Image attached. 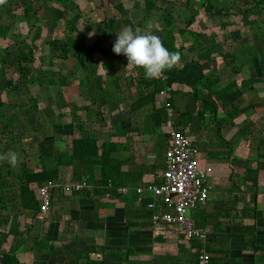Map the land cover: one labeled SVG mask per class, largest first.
<instances>
[{"label":"crops","instance_id":"0c3cea01","mask_svg":"<svg viewBox=\"0 0 264 264\" xmlns=\"http://www.w3.org/2000/svg\"><path fill=\"white\" fill-rule=\"evenodd\" d=\"M186 1L187 4L180 6L183 9L188 6L189 12V8L201 7L205 0ZM215 1L222 5L221 0ZM210 3L215 5L212 0ZM200 17L197 12L195 20ZM205 17L209 19L213 15ZM258 20L264 21L261 12L256 13L250 20L252 26H248L250 32L254 31L251 45L247 38L237 46L239 32L225 30L235 26L236 21L225 24L222 18L217 23L223 26H217L216 22L208 26L203 34L206 39L194 29V37L188 30L184 32L185 40L177 43L183 56L185 47L195 53L188 59L185 57L187 60L196 56L202 58L204 69L216 67L215 78L219 81L199 101L188 94L187 87L173 85L174 91H178L174 94V109L179 112L180 125L195 143L198 137L197 142L204 145L197 149L199 163L212 169L208 177L212 187L208 199L188 214L206 234L204 246L210 254L209 264H264V28H257ZM258 34L260 47L256 44ZM217 37L231 39V47L227 50ZM114 43L115 40L108 41L110 50ZM207 54H210L208 59ZM102 59L100 63L96 60L93 63L98 75L94 87L88 89L79 72V77L63 78L59 88L61 99L56 101L53 97L54 102L49 106L52 113L48 116L42 113L39 118L34 114L33 124L40 122L42 130L31 138L35 147L30 153L27 150V155L31 158V167L38 170L42 161L70 154L71 142L80 134L72 122L73 110L58 111L64 106L62 98L68 97L69 103L83 108L75 115L81 118L85 130L100 144L116 148L110 158L120 167L119 172L127 175L118 179L123 185L103 192L95 190L98 184L71 194L53 191L48 213L41 214L39 210L22 208L18 177H0L4 213L10 215L9 222L0 228L3 234L0 252L14 255L19 264H197L201 242L184 239L168 225H154L153 211L147 208L154 197L148 192L136 191L161 182L167 143L164 128L150 129L149 107L130 111L142 90L122 77L125 70H130L126 69L127 58L120 60V56L113 54ZM117 65L119 69L115 70ZM231 69H238V74H232ZM170 75L180 82L184 80L179 73ZM229 83H234V87L227 96H221ZM100 87L108 93L100 92ZM239 91L242 93L237 95ZM159 98L155 107L161 106ZM204 101L210 103L212 110H203ZM56 103L61 105L57 108ZM198 113L203 116L199 117ZM197 126L201 128L198 131ZM216 130L228 142L227 146H223ZM158 140H162L164 149L159 157L155 151ZM22 159L23 155L19 157L20 162ZM94 171L90 165L81 169L62 167L59 182L83 178L98 182L100 177ZM81 173L87 177H77ZM29 187L39 201L38 186L30 184ZM121 188L127 189L126 193L120 192Z\"/></svg>","mask_w":264,"mask_h":264},{"label":"trees","instance_id":"16d2710c","mask_svg":"<svg viewBox=\"0 0 264 264\" xmlns=\"http://www.w3.org/2000/svg\"><path fill=\"white\" fill-rule=\"evenodd\" d=\"M105 1L100 0V8H103L104 6L105 8L111 7L120 14L119 19L114 20L113 22L107 21V18H103L99 21V26L101 29L105 31L106 34L112 38V40H116V35L123 30H117L118 26L120 25H123L122 27L124 28L131 27L132 29H135L137 26L140 27L141 21L136 20L138 22H134L133 19L129 17V11L124 7L122 2L112 4L111 0ZM235 1L242 2V8H238L235 12L229 10L227 7L221 4L213 5L210 3V0L203 1L201 7L204 9L205 15L212 14L220 16L224 20L225 24L228 21H236L235 24H233L235 25L233 27H237L238 24L236 23H242L243 26H252L250 24V15L251 17L255 16L258 12H261L264 15V0ZM15 2L16 1L11 2L6 0L5 4L0 5V20L6 13L4 16L5 19L11 22L8 24L0 22V41L4 43L3 46H0V87L1 82L4 79V73L11 69L13 74L16 76V79L14 78L13 81L10 80L7 90L8 92L10 91V95L12 94L16 97L15 99H17L16 102L15 100L7 102V110L4 109V102L0 99V142L4 141L1 143V146H5V149H3L4 151L1 154L9 152V150L15 152L14 145L19 143L22 145V143L26 140L30 147H35L33 139H31L32 137L28 136H30L34 131L36 134L42 130L40 128L41 125L39 122L33 124V116L36 113L41 115L43 114L42 111L40 113L41 109L39 110L38 98L36 96H30L29 89L35 84L38 86H44L45 88L48 87L49 89L52 88L53 90L56 89L55 93L57 96H61L59 88L62 86L61 80L64 78H60V71H44L42 69V61H40V65L35 66V50L37 49V46L32 41L34 39V35L32 34L31 30L36 28L38 22H44L43 18L39 14L43 9V5L40 4L37 8H34L32 3H24L21 6L22 13L16 14L15 11L11 10L12 4ZM41 2L44 4L46 0H41ZM55 2L60 3L61 7L63 8V12L67 14H69L71 12L70 10H72L74 7L75 9L79 8L70 0H55ZM17 6L19 5L17 4ZM156 7L157 2L155 0H143L142 10L145 14V17L148 18L152 16ZM7 9L8 11L6 12L5 10ZM184 10L185 12H188V6H186ZM244 15L246 17H242ZM196 16L197 11L189 8V17L185 19L184 27L177 29H175L173 25V17L170 14L162 16L163 25H161L159 29L158 36L161 38L164 46L170 52H179L181 56L180 62L175 67H173L171 72H169V70L165 71L160 78L152 79L150 81L145 80L142 69H134V71H132L133 69H130L129 71H125L122 76L123 79L127 81V83L131 85L134 84L137 86V88L142 90V93L139 94L138 99H136V101L131 104L130 111L134 112L143 107H149L151 110V114L149 116L151 123L150 129L159 128L162 126L165 132L163 137L166 140L168 139L167 130L165 128L167 113L163 102H160V107H155L157 97H159L160 92L166 87H170V98L168 99V102L174 111L175 128L177 130H181L185 134H188L186 128L180 125L181 121L179 112L174 109V94L178 91H174L173 85L177 84L187 87L189 89L188 94L195 100L199 101L206 94L205 91L207 92L208 89L213 90L214 87L219 83L218 79L215 78V73L217 72L215 71L217 70L216 67H212L209 70L204 69L202 63L203 60H201L202 58L199 57L191 58L189 60L184 59L179 47L177 46L179 40H185L184 32L190 30V34L194 37V29L198 23V20H195ZM15 23L27 25L29 28L28 32H26L27 35L15 33ZM255 25L257 28H264V21L258 20ZM221 26H223L222 23ZM70 30H73V28ZM84 38L85 36L82 33H77L75 37L72 38H69L68 34L65 33L58 39L47 41L46 44L47 47H49V53L54 54L48 59V63L49 66H54L52 65V61L56 58L62 62L65 61L74 64L80 73V79L85 81L88 89H90L91 87L95 86L98 76L93 65V63L96 62L94 60V56L96 57L97 55L99 56L98 58H106L108 56H112L115 53L113 50L108 48L106 41H103L104 38L96 40L94 43H92V45L86 44V42H84ZM27 41H30V43H27ZM252 46H254V44ZM11 54L15 55L16 60L14 62H9L8 60V57ZM251 54L253 57L254 54ZM119 56L120 60L126 61V57L124 55ZM209 57L210 54H207L206 58L208 59ZM225 63L227 62L225 61ZM231 72L232 74L237 75L238 69L232 70ZM170 73H179L184 78V80L180 82V80H176L175 77H171ZM163 77H165V79H163ZM117 80L119 81L120 78ZM234 85V83H229L221 93L222 95H220L223 97L227 96V93L229 90H231V88L234 87ZM243 85L244 83L242 82V86ZM24 90L26 91L25 99L22 96V93H25ZM2 92L3 91L0 89V96L2 95ZM100 92L108 93L104 87H100ZM241 93L242 92L239 91L237 92V95ZM80 94H82V92ZM159 99V101H162L161 98ZM49 106L50 105H48V107ZM203 106V110H212L210 103L207 101H204ZM82 109L83 108H78L75 104H72V122L80 136L72 140L70 154L64 153L55 156L52 161H42L41 165L38 166V170H35L30 166L29 163L31 158L29 155H27L28 153L26 148H22L21 154L23 155V159L21 162H19V165L16 168H12L7 162H0V177H18V181L20 183L19 200L24 210H40L39 201L36 200L34 192L30 189V184H36L39 187L47 181H60V168L62 167L81 169V167L83 168L84 165H90L93 170H95L94 173H97L100 178L98 182H95V180H92L91 178L89 180L86 178L83 179H85L87 183H90L92 187V184H98L97 187H95V190L99 192H103L104 190L108 189H114L116 186L123 185V182H119L118 179H120L119 177H127V175L119 172L120 167L117 164H114L110 158L111 154L114 153L116 148L109 149V145L107 143L100 144L98 139L85 130L84 123L81 121V118L75 115V112ZM12 111L18 112L23 117L24 123L27 125L21 126L20 128H14L12 122L13 114L10 113ZM198 116L202 117L203 113H198ZM215 124L217 125V122ZM200 129V126L196 127L197 131ZM216 134L220 138L223 146H227L228 142L222 139L221 133H219L218 130H216ZM195 139L199 141L198 137ZM6 147L10 149H6ZM27 157L29 158L28 161L26 159ZM54 162L55 165L52 166L51 164ZM77 177L81 178L87 176H84L83 173H81L78 174ZM1 188L2 183H0V228L5 226L10 220V215L4 213V198L1 194V192L3 193ZM0 264L19 263L14 255L11 256L5 252H0Z\"/></svg>","mask_w":264,"mask_h":264},{"label":"rangeland","instance_id":"374dc122","mask_svg":"<svg viewBox=\"0 0 264 264\" xmlns=\"http://www.w3.org/2000/svg\"><path fill=\"white\" fill-rule=\"evenodd\" d=\"M8 1H16L14 4H12L11 10L15 11L16 14H21L22 13V4L24 3H32L34 8H37L40 4L43 5V9L40 11V15L43 18L44 22H38L36 25L35 29H32V34L34 35V39L32 40L34 44H36L37 49L35 50V66H38L42 63L43 67L42 69L44 71L52 70L54 72H61L60 78L62 79L63 77L68 79V77H73L74 75H77L78 69L74 64H71L69 62H62L59 59H55L52 61V65L54 66H49L48 59L54 55L53 53H49V47H47L46 42L47 41H53L54 39H58L61 36H63L65 33L68 34L69 38L75 37L77 33H82L85 36V41L86 44H91L94 43L96 40L104 38L103 41H106V44L108 41H112V38L106 34L105 31L101 29L99 26V21L102 20L103 18H107L109 22H113L114 20L119 19L120 14L114 10L111 7L105 8H100L99 6L101 5L100 0H70L73 2L74 5H77L79 8L75 9V7L70 10L71 12L69 14L63 12V8L61 7L60 3H56L55 0H46L44 4H42L41 0H8ZM105 1V0H104ZM112 4H117L119 2H122L124 7L129 11V17L133 19L134 22H138L136 20L141 21V25L139 28L142 30H146V26L148 22H151L153 24V28L151 29L152 34L159 35V29L162 24V16L170 14L173 17V25L175 29L177 28H182L184 27V21H185V16L189 15V12H184V15L180 14L184 11L183 7H181V4H187L188 1L186 0H155L157 2V7L153 11L152 16L146 18L145 14L143 12V0H111ZM193 1V0H190ZM195 1V0H194ZM106 2V1H105ZM169 2V4H166ZM212 2L216 5L219 4V2L212 0ZM223 6L227 7L229 10L237 11L238 8H242V2L240 1H235V0H221ZM17 4L19 6H17ZM190 6V4H188ZM192 6V5H191ZM244 8V7H243ZM192 10H197V12L200 14V18L198 19V23L196 24L195 30L199 32L201 35L202 39H206L203 34L207 32L206 29H209L208 26H211L214 22H216L217 26L219 23V19H221L220 16L213 15V17H209L207 19L204 15V9L201 7L196 8L195 5L192 6ZM6 12L8 11L5 10ZM188 11V10H187ZM6 14V13H5ZM4 14V16H5ZM2 17L0 22L1 23H11L10 21H7L5 17ZM255 16L250 17V19H253ZM206 20V21H205ZM228 20V19H227ZM211 24V25H210ZM238 24L237 27H232V28H226L225 30L227 31H236V33L239 32L240 38L238 40L237 46H240L242 43H240V40L247 39L248 43L252 42V35H254V31L250 32L248 26L242 25V23H236ZM220 25V24H219ZM123 25L118 26L117 30L124 29L122 27ZM221 26V25H220ZM136 27V28H137ZM73 30H70L72 29ZM135 28V29H136ZM222 27H220V30ZM242 28V29H241ZM133 29V30H135ZM14 30L15 33H20L23 35H27L26 32H28L29 28L25 24L21 23H15L14 25ZM219 30V33H222V31ZM241 30V31H240ZM215 32H217V28L214 29ZM226 31V32H227ZM211 32V31H208ZM251 33V36H249ZM249 36V37H248ZM258 40H261V35L258 34ZM222 41L221 44L228 50V47H231L232 41L231 39H225L219 38ZM217 39V40H218ZM219 41V40H218ZM257 41L256 44L258 47L261 45V41ZM27 43H30V41H27ZM4 43L0 41V46H3ZM184 45V42L181 44V46ZM251 45V43H250ZM109 46V45H107ZM189 46V45H188ZM183 47V46H182ZM187 47L184 48L183 53H184V59L187 57H190L191 53L190 51L186 50ZM99 56L96 55L95 60L100 63L103 59L98 58ZM186 57V58H185ZM194 57V55H193ZM196 57V56H195ZM194 57V58H195ZM99 59V60H98ZM111 58L108 59V61ZM188 59V58H187ZM9 62H14L16 60L15 55L11 54L8 57ZM231 60V59H230ZM40 61H42L40 63ZM229 65H235L234 62H229ZM127 67V66H126ZM119 69L118 65L115 66V70ZM75 71V74H74ZM126 71V70H125ZM123 74V72H122ZM16 76L13 74L12 70L9 69L4 73V79L1 82V87L0 89L3 91L2 95L0 96V99L4 102V109L7 110V102L14 101L16 102L17 99L16 97L13 96L12 94L10 95V91L8 92L7 87L9 85L10 80L13 81ZM77 77H79L77 75ZM16 79V78H15ZM30 96H36L39 98V110L40 113H46V114H51L52 109L48 107L49 105L53 104L52 98L54 97V100L58 101L60 100V96H57L55 94L56 89L53 90L49 89L48 87H38L35 84L33 87L30 89ZM25 91V90H24ZM23 98L25 99L26 97V91L25 93H22ZM54 94V96H52ZM27 99V98H26ZM62 104L64 105L61 109L62 111H68L69 109L72 110V104L69 103L71 102L70 99L67 98H62ZM19 103V102H18ZM58 104V105H57ZM57 108L61 105L60 103H56ZM13 117V126L14 128H20L24 124L23 117L18 113V112H10ZM39 118V113H36L35 116ZM48 116V115H47ZM37 120V119H36ZM38 121H36L37 123ZM40 123V122H39ZM35 134V131L32 132V134L28 137H33L32 135ZM21 135V133H20ZM36 137V134L34 135ZM4 141L0 142V154L4 151L5 146H1V143ZM6 145V144H5ZM10 146V145H9ZM195 146L198 148H201L204 145H200L196 141ZM15 147V152H19L21 154L22 148H26L28 152L30 153L32 151L33 147H30L27 143V140L25 142L19 143L14 145ZM6 149H10L7 148ZM156 154L157 156H161V152L164 150L163 149V142L162 140H158L156 142ZM10 151V150H9ZM18 153V154H19ZM19 154V157L21 158V155ZM32 166V165H30ZM2 194V193H1ZM190 212V211H189ZM188 212V214H189ZM189 216V215H187ZM1 233V232H0ZM2 234V233H1ZM0 234V236H1ZM3 235V234H2Z\"/></svg>","mask_w":264,"mask_h":264},{"label":"built area","instance_id":"2783aa9c","mask_svg":"<svg viewBox=\"0 0 264 264\" xmlns=\"http://www.w3.org/2000/svg\"><path fill=\"white\" fill-rule=\"evenodd\" d=\"M170 90V87H166L159 94L167 113L165 128L168 134L161 182L148 184L136 191L137 193L145 191L154 197V201L147 203V208L153 211L152 223L168 225L184 239L201 242L203 246L199 250L197 264H209L210 254L204 246L206 234L197 228L187 215L208 199L212 190L208 177L212 169L200 165L194 139L175 128L174 111L168 102ZM90 188L91 185L85 180L47 181L37 188L39 212L48 213L53 191L62 190L71 194ZM119 191L126 193L127 189L121 188Z\"/></svg>","mask_w":264,"mask_h":264},{"label":"clouds","instance_id":"9594fccd","mask_svg":"<svg viewBox=\"0 0 264 264\" xmlns=\"http://www.w3.org/2000/svg\"><path fill=\"white\" fill-rule=\"evenodd\" d=\"M6 0H0V5ZM153 24L148 22L146 30L137 27L124 28L116 35L113 52L127 58L126 69H142L145 79L160 78L165 71L175 67L181 59L179 52H170L161 38L152 34ZM0 162H7L12 168L19 165V154L14 151L0 154Z\"/></svg>","mask_w":264,"mask_h":264}]
</instances>
